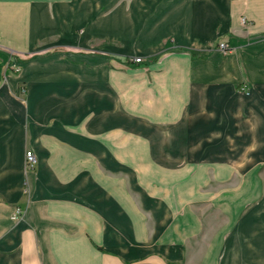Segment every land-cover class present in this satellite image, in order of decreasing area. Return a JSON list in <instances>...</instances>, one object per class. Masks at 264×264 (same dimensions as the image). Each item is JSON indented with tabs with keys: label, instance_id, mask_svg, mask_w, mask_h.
<instances>
[{
	"label": "crops",
	"instance_id": "0c3cea01",
	"mask_svg": "<svg viewBox=\"0 0 264 264\" xmlns=\"http://www.w3.org/2000/svg\"><path fill=\"white\" fill-rule=\"evenodd\" d=\"M0 264H264V0H0Z\"/></svg>",
	"mask_w": 264,
	"mask_h": 264
},
{
	"label": "built area",
	"instance_id": "2783aa9c",
	"mask_svg": "<svg viewBox=\"0 0 264 264\" xmlns=\"http://www.w3.org/2000/svg\"><path fill=\"white\" fill-rule=\"evenodd\" d=\"M241 21L243 24H247L245 19L242 18ZM217 48L221 51H228L230 49V45L227 41H221L217 44ZM132 60L135 63H140L142 61V59L140 57H136ZM14 68H15L14 69L15 71L19 70L18 67H14ZM35 163H36V158H35L33 152L31 150H27L25 152V167H26V169H32L34 167ZM21 212L22 211L20 210V208H18V207L14 208V211L11 215V219L16 220L21 215Z\"/></svg>",
	"mask_w": 264,
	"mask_h": 264
},
{
	"label": "rangeland",
	"instance_id": "374dc122",
	"mask_svg": "<svg viewBox=\"0 0 264 264\" xmlns=\"http://www.w3.org/2000/svg\"><path fill=\"white\" fill-rule=\"evenodd\" d=\"M91 51V50H90ZM136 57H140V56H136ZM136 57H134V58H136ZM121 58V57H120ZM132 58H130V57H126V61H128L127 63H126V65L127 64H129V61L131 60ZM122 60V59H121ZM120 60V61H121ZM131 62V61H130ZM125 65V66H126ZM245 88H246V86L244 85V84H242V85H240V86H238V87H236V89H238L239 91H242V90H245ZM231 179H232V182L233 183H236V180H238V177L237 176H232L231 177ZM202 216H204L205 217V215H206V213H207V211H206V209L204 210V211H202Z\"/></svg>",
	"mask_w": 264,
	"mask_h": 264
}]
</instances>
